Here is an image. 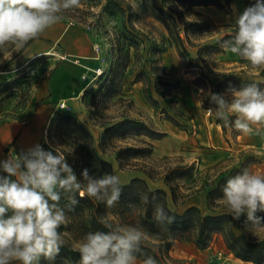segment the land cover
Returning a JSON list of instances; mask_svg holds the SVG:
<instances>
[{
  "label": "rangeland",
  "instance_id": "rangeland-1",
  "mask_svg": "<svg viewBox=\"0 0 264 264\" xmlns=\"http://www.w3.org/2000/svg\"><path fill=\"white\" fill-rule=\"evenodd\" d=\"M221 2L224 3L223 8L208 5L191 9L200 15L188 14L187 19L203 20L208 24V29L189 33V43L185 42L187 56L184 61L164 26L140 12L139 0H95L91 3L80 0L79 7L64 13L60 22L77 28L79 35H88L90 47L94 43L100 45L102 62L98 64L104 69L105 79L102 77L92 83L80 81V75L89 78L94 69V61L82 60L86 66L79 67L76 75L84 89L79 96L64 101L68 105L66 109L59 108L61 100L51 101L48 98L50 91L52 99H56L52 96L49 82L60 63L67 61L62 59L64 49L59 43L51 52L42 54L35 53L33 43L37 38L30 40L18 55H15L18 50L13 46L0 48V85L19 76H28L30 82L27 104L24 109H17L21 113L20 118L0 121V161L32 148L35 141L32 142L33 134L24 132L19 136L20 130L31 120L38 107L49 103L52 104L53 112L49 122V115L46 117L48 124H43L45 130L38 143L45 150L43 144H48L46 134L53 118L59 113L71 114L89 130L97 153L111 164L113 175L119 177L121 184L129 183L135 177L144 179L150 189L165 190L168 206L178 213L189 206L197 207L202 214L228 212L226 207L217 202L223 195L222 188L225 185L223 180L218 181L229 173V176L239 175L245 170L264 175V149L261 147L264 126L253 125L251 133L224 126L222 120L207 111L209 108L215 111L217 107L209 93L219 94L230 103L231 92L216 87L221 77L231 75L264 82V68H252L249 62L225 46V41L234 34L236 18L249 6L244 0ZM117 4L123 11L119 10ZM44 45L48 47L50 43ZM126 58L125 81H121L119 92L113 96H105L103 90L95 93L100 80L103 79L104 84H107L108 81L104 80H110L114 71L119 69L117 64ZM193 64L198 66H191ZM86 67L92 69L86 71ZM140 71L142 73L137 75ZM201 72L210 78L212 87L202 79ZM197 76H200L202 85L195 83ZM70 79L76 82L73 77ZM43 81L48 82L46 86ZM39 87L46 88L42 98L39 96ZM85 90L89 92L83 96ZM15 102L16 98H13L6 108L11 109ZM125 118L142 122L164 135L153 140L144 135H134L131 130L123 137H119L120 132H116L102 147L100 136L104 127ZM234 119L230 115L229 123ZM12 125L17 127L16 131L19 129L13 135ZM215 126L221 128V145L215 142L200 143L199 138L203 141L208 136L214 138ZM9 143L12 146L5 153L4 148ZM147 143L152 145L148 156L127 157L121 163L116 159L119 148H146ZM176 166L189 170L174 181L177 184V202L174 203L161 177ZM145 172L152 173V179ZM217 183L219 188L212 195L214 202L209 204L208 192ZM237 221L234 219L233 227L235 232L240 233L241 230L236 228ZM244 231L252 238L264 237V231L254 230L252 225L245 227ZM63 234L64 242L75 237V233L70 231ZM72 245L78 248L79 242H73ZM169 254L177 264H252L241 262L229 253L219 235H214L209 246L202 250L188 242H176ZM136 264L143 262L137 259Z\"/></svg>",
  "mask_w": 264,
  "mask_h": 264
},
{
  "label": "clouds",
  "instance_id": "clouds-1",
  "mask_svg": "<svg viewBox=\"0 0 264 264\" xmlns=\"http://www.w3.org/2000/svg\"><path fill=\"white\" fill-rule=\"evenodd\" d=\"M79 5L80 0H0V48H23ZM225 46L252 68H264V0H255L236 18L234 34ZM230 92V103L209 93L217 106L215 111L207 109L209 114L243 133H251L253 125L264 126V90L250 84L240 90L230 88ZM230 115L235 117L231 124ZM0 172L7 174L0 175V264H37L41 256L53 259L59 254L64 244L59 229L67 217L58 206V189L104 201L108 207L121 195L118 176L105 174L91 179L85 169L82 175L87 183L82 185L63 153L45 150L39 144L0 161ZM222 193L217 202L234 219L246 214L254 230L264 231V216L256 215L264 213V175L245 170L228 179ZM69 199L71 204L77 203L74 197ZM156 219H165L162 208H157ZM168 220L172 222L171 217ZM101 223L107 232H89L79 243L80 264H136L133 253L147 238L146 233L132 225ZM143 264L157 262L149 257Z\"/></svg>",
  "mask_w": 264,
  "mask_h": 264
},
{
  "label": "trees",
  "instance_id": "trees-1",
  "mask_svg": "<svg viewBox=\"0 0 264 264\" xmlns=\"http://www.w3.org/2000/svg\"><path fill=\"white\" fill-rule=\"evenodd\" d=\"M95 0H87L91 3ZM140 12L145 16L152 17L161 23L166 29L169 38L179 49V56L185 61L187 50L185 42L189 43V33L206 31L208 24L203 20L190 21L187 19L188 14L200 15L198 12L191 10L195 6L213 5L223 8L224 3L221 0H139ZM250 7L254 0H244ZM227 2V1H226ZM120 11L123 9L117 4ZM26 46V45H25ZM24 46V47H25ZM21 48L15 55H18ZM128 65V58L122 63L117 64L119 69L114 71L111 79L104 84L103 79L99 82V87L95 93L100 90L104 91L105 96H113L119 92L120 85L125 81L124 71ZM191 66L197 67L198 64ZM142 72H138L137 75ZM202 79L212 87L210 78L201 72ZM101 77V78H102ZM122 81V83H121ZM195 83L202 85L200 76L195 78ZM250 84H256L261 90H264V82L248 80L238 76L223 75L216 83L217 89L220 87L225 91L230 88L240 90ZM106 85V86H105ZM85 90L83 96L88 94ZM30 93V82L28 76H19L13 80L0 85V121H9L20 118L21 113L17 109H24ZM16 98V102L11 109H7L10 101ZM89 113L90 110H89ZM28 121H26L27 123ZM133 131L134 135H144L150 139L156 140L161 138L164 133L155 131L147 127L144 123L125 118L121 121L104 127L100 144L106 146L114 133L120 132L119 137H123L128 131ZM48 144H43L47 150L58 149L66 157L68 164L73 168L78 182L85 185L82 172L87 169L91 179H99L105 174L113 175L111 164L102 158L94 147L93 137L84 124L71 114H57L47 129ZM12 146L9 143L5 148L6 153ZM152 151V145L147 143L146 148H135L131 146L119 148L116 152V159L121 163L124 158H144ZM181 170V171H180ZM189 168L176 166L171 171L166 172L161 178L170 190L174 203H176L177 189L175 180L188 172ZM152 179V173L145 172ZM231 173H229L230 175ZM0 175H7L0 172ZM222 177L224 181L235 175ZM208 192V202L212 204L214 198L212 195L219 188V185ZM121 195L119 201L112 207H108L106 202L97 201L95 198H89L85 195L80 198L77 193H68L58 189L60 201L58 206L63 209L67 221L61 226L59 231L63 238L65 232L75 233L73 240H67L61 247L59 254L53 259L41 256L39 264H58L67 262L68 264H80V253L78 248L73 247V242H81L84 236L89 232L102 231L107 232L101 220L116 225H132L139 227L145 233L147 238L134 251V255L140 261H145L149 257L156 260L157 264H177L169 252L176 242H188L198 249L202 250L209 246L214 235H219L226 249L235 258L251 262L252 264H264V237L252 238L244 231V228L251 226L252 222L248 221L247 215L243 214L238 219L236 228L240 233L235 232L233 227L234 219L228 212L217 214H202L195 206L187 207L182 213H178L168 206L167 193L161 188L150 189L146 181L142 178H132L129 183L119 184ZM72 196L77 200L76 204H71L69 197ZM147 197L145 202L144 198ZM212 206V205H211ZM157 208L163 209L165 219H156ZM257 216H264V213L257 212ZM172 218L169 223L168 218Z\"/></svg>",
  "mask_w": 264,
  "mask_h": 264
},
{
  "label": "crops",
  "instance_id": "crops-1",
  "mask_svg": "<svg viewBox=\"0 0 264 264\" xmlns=\"http://www.w3.org/2000/svg\"><path fill=\"white\" fill-rule=\"evenodd\" d=\"M81 27V26H80ZM84 31L83 29H81ZM85 32V31H84ZM87 35V34H86ZM50 43V45L47 47L44 44ZM60 44L62 48L64 49V55L62 59H66L67 61H64L60 63L59 68L55 71L53 76L50 79V89L53 97H56V99H52L50 91H49V100H61L64 102L65 100L73 99L76 96H79L84 87H81V82H79V79L77 78V71L79 70V67H85V62L82 60H91L93 62L92 67L98 66L99 62L95 59V54L92 51V46L90 47V37L87 35H79L78 29L66 24L64 22H58L52 27L48 28L43 34H41L36 41L33 43L34 47H36V54H42V53H49L51 52L57 44ZM91 48V49H90ZM67 57H73L74 60H69ZM86 57H90V59H86ZM92 58V59H91ZM73 63V64H71ZM84 63V64H83ZM88 62H86L87 64ZM90 64V63H89ZM90 67V68H92ZM88 68V67H86ZM53 71V72H54ZM82 73V72H81ZM52 75V74H51ZM70 77H73L76 82H72V79ZM49 81V80H48ZM80 81L81 75H80ZM84 83V81H82ZM42 83V82H41ZM46 86V81H43ZM41 85V84H40ZM46 92V88L39 87V96L42 98ZM52 104H43L40 107L37 108L35 111L33 117L31 120L22 127L20 130L19 136L23 134L24 132H29L33 134V140L34 144L32 145V148L35 147L39 143V139L43 134V124L44 126H47L49 119L51 117V114L53 112V108L51 107ZM49 115L48 122L46 124V117ZM16 126L12 125V133L17 132ZM210 129V128H209ZM18 136V138H19ZM213 136L205 137V141L201 140L199 138L200 143H216V145H221L222 143V135H221V128H217L215 126L213 128ZM18 140V139H17ZM31 142V143H32ZM30 143V144H31ZM29 144V145H30ZM18 145V144H17ZM18 147H20L18 145ZM22 148V147H20ZM242 262V261H241Z\"/></svg>",
  "mask_w": 264,
  "mask_h": 264
},
{
  "label": "built area",
  "instance_id": "built-area-1",
  "mask_svg": "<svg viewBox=\"0 0 264 264\" xmlns=\"http://www.w3.org/2000/svg\"><path fill=\"white\" fill-rule=\"evenodd\" d=\"M92 51H93L94 54H96L98 56L99 62H102L101 58H100V45L98 43H94L92 45ZM103 75H104V69L99 64L98 66H96L93 69L92 74L89 76V78H87L86 75H82V78H83L84 81H89V83H92V82L97 81ZM58 106H59L60 109H66L68 107V105L66 103H64V102H59ZM261 147H262V149H264V139L262 141Z\"/></svg>",
  "mask_w": 264,
  "mask_h": 264
},
{
  "label": "bare ground",
  "instance_id": "bare-ground-1",
  "mask_svg": "<svg viewBox=\"0 0 264 264\" xmlns=\"http://www.w3.org/2000/svg\"><path fill=\"white\" fill-rule=\"evenodd\" d=\"M87 59H90V57H87ZM92 59V58H91ZM95 59H96V61H98L99 62V58H98V56L95 54ZM92 68H86V71H90ZM81 80L83 81V78H82V75H81ZM23 144V143H22Z\"/></svg>",
  "mask_w": 264,
  "mask_h": 264
}]
</instances>
